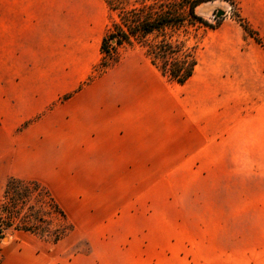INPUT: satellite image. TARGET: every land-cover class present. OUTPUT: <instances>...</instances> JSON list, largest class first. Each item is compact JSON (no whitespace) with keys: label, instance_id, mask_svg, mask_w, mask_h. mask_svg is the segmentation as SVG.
I'll return each mask as SVG.
<instances>
[{"label":"rangeland","instance_id":"374dc122","mask_svg":"<svg viewBox=\"0 0 264 264\" xmlns=\"http://www.w3.org/2000/svg\"><path fill=\"white\" fill-rule=\"evenodd\" d=\"M197 12L179 85L138 47L99 71L104 0H0V206L35 181L68 230L4 228L0 264H264V0Z\"/></svg>","mask_w":264,"mask_h":264},{"label":"trees","instance_id":"16d2710c","mask_svg":"<svg viewBox=\"0 0 264 264\" xmlns=\"http://www.w3.org/2000/svg\"><path fill=\"white\" fill-rule=\"evenodd\" d=\"M104 1L109 10L110 25L100 46V72L118 64L123 49L138 47L170 82L185 85L193 78L199 65L196 40L201 31L213 28L197 9L215 0ZM224 1L235 6V0ZM244 28L250 32L247 25ZM46 197L35 181L9 179L0 206V232L4 228H13L58 243L67 235V228L61 223V229L52 230L42 215L45 212L62 217L64 221L66 217L55 203L46 210ZM33 200L37 201L38 207L32 204Z\"/></svg>","mask_w":264,"mask_h":264},{"label":"crops","instance_id":"0c3cea01","mask_svg":"<svg viewBox=\"0 0 264 264\" xmlns=\"http://www.w3.org/2000/svg\"><path fill=\"white\" fill-rule=\"evenodd\" d=\"M15 254L14 250H11L7 253V260H9V258L11 257V255ZM9 262V261H8Z\"/></svg>","mask_w":264,"mask_h":264},{"label":"water","instance_id":"95a60500","mask_svg":"<svg viewBox=\"0 0 264 264\" xmlns=\"http://www.w3.org/2000/svg\"><path fill=\"white\" fill-rule=\"evenodd\" d=\"M224 15V12L223 11H220L219 13H218V17H221V16H223Z\"/></svg>","mask_w":264,"mask_h":264}]
</instances>
